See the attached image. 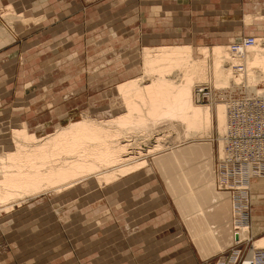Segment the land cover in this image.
<instances>
[{"label":"bare ground","instance_id":"bare-ground-1","mask_svg":"<svg viewBox=\"0 0 264 264\" xmlns=\"http://www.w3.org/2000/svg\"><path fill=\"white\" fill-rule=\"evenodd\" d=\"M17 10L10 1L2 4L0 0V16L7 25L0 23V48L14 42L12 33L18 34L29 24L38 27L47 18L38 16L36 11V15L27 18L25 10ZM252 10L256 13L245 16L246 26L256 23L263 29L264 14L259 13L263 7L252 6ZM58 29L55 37L61 33ZM148 35L143 34L144 40ZM251 37L254 43H244ZM251 37L234 45L212 46L186 44L180 39L170 43L165 40L160 45L153 41L140 49L141 66L135 62L125 65L128 70L117 82L113 79V87L102 93L103 100L96 105L107 104L95 109L101 114L94 115L86 109L77 120L60 123L52 113H47L33 116L30 122L29 116L20 118L15 127L11 116L1 120L0 225L21 211L35 210L34 205L30 206L34 200L44 209L43 214L50 217L53 209L74 206L83 199L88 205L85 213L94 215L105 204H101L103 200L115 203L123 194L130 196L134 193L132 188L146 186L155 173L180 212L188 240L201 260H211L249 240L261 230L264 221L255 215L253 226L244 222L251 210V189L254 194L264 192V177L256 176L246 188L232 192L223 184L227 178L218 171L227 143L232 142L229 130L245 136L257 129L256 123L262 124L256 120L258 115L264 121V109L253 112L256 123H247L248 129L242 130L236 116V112L242 111L231 113V103L238 96L264 100V35ZM131 46L136 47V42ZM28 48L35 49L32 45ZM7 65L11 64L3 67L6 69ZM205 88L210 93L209 104L198 102V92ZM21 101L27 105L25 100ZM49 121L54 123L52 131H48ZM214 130L219 137L217 149ZM255 150L264 153L261 146ZM26 204L29 206L24 208ZM262 248L264 235L254 240L247 260ZM110 253L111 246L98 264H104ZM236 257H222L220 263L233 264Z\"/></svg>","mask_w":264,"mask_h":264},{"label":"rangeland","instance_id":"rangeland-1","mask_svg":"<svg viewBox=\"0 0 264 264\" xmlns=\"http://www.w3.org/2000/svg\"><path fill=\"white\" fill-rule=\"evenodd\" d=\"M9 1L13 4L15 2L13 0H2V4H7ZM29 1L31 0H26L24 2L29 3ZM63 1L64 4L65 2L69 4L67 0ZM102 1L103 0H94L87 2L86 0H80L79 3L84 9L82 13L87 14L86 12H88L89 9H93L94 6L103 3ZM116 2L118 4L116 5L117 7H115V9H118V11L121 13L122 11L124 12L125 8L121 9L120 6L125 3V0H116L111 4H106L104 6L108 7ZM104 6L94 13L89 11L90 21H97L91 29L101 30L104 22L109 24V26L115 27L113 26L112 21H110V23L107 22V20H102L101 16ZM262 7L263 11L259 13L264 14V6ZM17 11L22 12L24 11V8H18ZM24 12L25 17L27 18L34 16V14H31L32 11H30V9H25ZM37 14L39 16L41 13L37 12ZM43 15L47 16L48 14L44 13ZM124 15L125 14H123V16ZM116 19L118 20L114 21L115 24L120 22V18ZM0 23L2 25L6 23L1 16ZM48 24V22L44 21V23L38 27L33 26L32 24H29L26 27L24 26L21 31H18V34L16 32L11 34L12 36L14 35V42H11L12 44L10 43V45L0 48V64L3 61L6 63L12 62V64L10 63L11 65H7L6 69L3 67V65L0 66V71H3L2 74H0L1 80L4 82V84L8 82L11 83V86L8 85L9 89L11 88L10 92L5 90L8 89L6 84L7 87L4 88L5 91L3 92L0 100V110L6 111V113H2V116H0V121L4 118L6 119L7 116H11V118H13V127L18 124L20 118L24 117L29 119L30 117V122L33 118H38L41 115H46L47 113H52L55 118L59 119L60 123L66 122L68 120H77L78 115L82 112V110L86 109L90 111L91 114H101V112H95V109L100 106L96 105V103L103 100L102 93L105 91V89L113 87L111 85L114 83L113 79L117 82L118 79H120L121 74L128 70L127 68L125 69V65L128 66L130 62H135L139 67L141 66L140 49L146 45L145 42L142 40L141 42L139 41V43L138 41H135L137 42L136 47H132L131 43H133V41L131 42V39H129L127 40V44H121L119 46L117 45L118 47H114L112 44H108L110 41H107V39L101 40V32L99 31V33L92 32V34L95 33V37L98 40L94 39V37L89 38L90 42H94L95 44L92 46L93 48L90 47L91 49H89L90 54L88 60L73 61L75 59H73V57L77 55L76 50L73 52H69L68 50L62 51V45L64 43L62 42L58 44L56 42L52 45L59 46L60 49L53 50V53L56 55V57L52 58V61L48 59L51 55L50 52L49 54H42L41 52L37 51L40 53V57L37 59H40L41 63L25 64L26 60L24 58V54L29 53L32 50L35 52V50L38 49L35 48L26 51V46L28 44L27 42H30L32 38H39L43 32L52 30V28L56 26L53 25V27L50 26L43 29L42 25ZM198 26L202 25L199 23ZM204 26H206L204 28H207L218 25H213L212 23L206 22ZM33 27L39 28L40 31L39 29L32 30ZM168 29L170 31L169 33L175 32L171 31L174 28ZM195 33L198 34L197 31ZM136 36L139 40L142 39L140 32L138 34L136 33ZM251 36L256 35L255 33H252ZM251 36H242L239 38V40ZM124 37H129L128 32L124 33ZM236 41H238V39L233 40L232 45H234ZM38 43H41L39 48L45 45L43 40L39 41ZM156 44L158 43L155 42V45ZM186 44L196 45L193 42ZM23 50L25 53H23ZM104 55L109 57L103 58ZM117 59L118 62H115ZM50 66H53L54 69H47V67ZM8 73H13L12 78L5 79L4 77L9 75ZM20 76L23 78L20 79ZM17 97L20 100H18ZM21 100H25L24 102L27 105H24L23 101ZM198 102L202 104H209L210 99L208 98V101L200 100ZM106 104L104 103L100 107L106 106ZM47 124L50 125L48 127V131H52L54 129V123L49 121ZM213 137L214 146L215 149H217L219 137L215 130ZM216 160L218 161V155L216 156ZM152 171L153 170L151 169V173ZM259 182L261 181L259 180ZM162 185V182H160L154 173V175H152V179H150L146 186L132 188L131 190L134 191V193H132L130 196L126 197V195L123 194V196H119V201L115 203L103 200L104 202L102 201L101 204H105L99 209L100 212L95 213L94 215L85 213V211L88 210V205L83 202V199L78 200L77 204L74 206L64 207L62 209H53V216L50 217L43 214L44 209L40 208V206L36 204L37 200L32 202L30 201V206L34 205L35 210L31 209V211H21L18 216L8 220L3 226L0 225V264H45V262H47L45 261L47 258L58 252L56 250H51L52 247L64 250L67 248L71 252V254H67L70 258L68 263H66L67 259H57L61 256V254L64 255L67 253V250L57 253V255H52V258L54 256V259H57L56 264H95V261H97L98 264L102 257H104L105 253L109 251L110 246L112 247V253H110L109 258L105 259L104 264H115L114 253H117L115 254V256L117 255V260L123 258L124 255L127 257L122 262L123 264H125L127 261L129 264H205L206 262H209L210 259L208 261H203L200 259L199 255H197L191 240H188L189 238L187 236L186 228L181 222L179 214L180 212L177 210L174 201H172L168 194H166L164 186ZM250 195L251 199L249 209L251 210L250 214L246 215L248 219L244 220V222H248V224L252 225V219L254 218L253 216L259 215L264 218V192H257L254 194L253 190L251 189ZM95 198L96 197H93L91 199ZM152 198H157L155 201L159 204H153L152 208H150V211L145 212L144 208L146 205L144 206L143 203L144 201L148 202L152 200ZM28 206L29 205L26 204L24 205V208ZM153 210L154 213L150 215L151 211ZM40 218L42 220H40ZM139 219H141L140 222L138 221ZM153 220H155L157 223L155 228L148 224ZM137 221L139 223H136ZM54 222L57 223L55 224ZM36 235L38 236L36 237ZM39 235L42 237L40 238ZM263 235L264 221L261 223V230L255 235L251 236L249 240L243 242L242 245L228 249L227 252L222 255L220 254L213 257L211 261H217L222 257L226 258L227 256H230L232 252L237 253V251H240L241 254L243 253L246 255L250 250H252V244L254 240ZM23 236L27 238L34 237V239L26 240ZM23 241H25L24 243L32 241L30 244H28V249L26 248L21 250V247H26L20 245ZM49 242H53L52 245ZM64 242L67 243L62 244ZM48 243L49 246L51 245L50 247H48ZM133 248L136 249V251L133 252ZM30 249L34 254L28 258L27 255L30 253L27 250ZM48 250H50V252H47ZM159 254H161V256ZM28 260L32 261L28 262Z\"/></svg>","mask_w":264,"mask_h":264},{"label":"crops","instance_id":"crops-1","mask_svg":"<svg viewBox=\"0 0 264 264\" xmlns=\"http://www.w3.org/2000/svg\"><path fill=\"white\" fill-rule=\"evenodd\" d=\"M24 1L26 0H19L18 3L17 0L16 2L18 3L19 6L17 5L16 2H14V6L16 8L22 7L24 8V10L30 9V11H32L31 12L32 15L35 14L36 12H40L42 15L44 13L48 14L47 18L45 19V22H48L49 24L42 25L43 29H45L46 27H50V26L53 27V25H56L54 28H52V30L43 32L39 38L36 39L32 38L30 42H27L28 44L26 43L27 46L25 44L26 51H28L29 48L27 47H30V45L34 46L35 48L40 45V44L36 45L37 41L43 40L45 42V45L41 48L38 47V49L35 50V52L25 53V51L23 50V53H25L24 54V58L26 60L25 64L41 63V60L37 59L40 57V53L38 52H41L42 54L43 53L49 54L50 52L51 55L49 56L48 59L52 61L53 60L52 58L56 57V55H54L53 53V50L60 49L59 46L52 45L56 42L64 43L62 45L63 46L62 51L68 50L69 52L71 51L73 52L76 50L77 55L73 57V59L75 58L73 61L88 60L90 54L89 49H91L90 47L94 46L95 44L94 42H90L89 38L94 37V39L98 40L95 37V33L92 34V32H97V33L101 32L100 33L101 40L107 39V41H110L108 44L109 45L112 44V46L114 47H116L117 45L119 46L121 44H127V40L129 39H131V42L133 41V43H135V41H138L139 43V41L141 42L142 40L147 45L153 44L152 43L153 41L157 42L158 44H163L165 40L167 43H169L171 41L174 40L176 41L177 39H180L185 43L193 42L194 44L197 45L200 44L205 46L207 45L212 46L220 43L232 44L233 40L236 39L239 40V38L242 36H251L252 33H255V35H260V34L264 35V30H263L264 28L260 29L259 25H257L256 23L251 25V27H248L246 26L244 20L246 19L245 18L246 15L253 14L254 12L256 13V11L252 10V6L253 7L258 5L264 6V0H125V3L122 4V6H120L121 9L125 8V11L122 13L119 12L118 9H115V7H117L116 5L118 4L117 2L108 7L104 6L106 4H111L116 0H105V1L103 0L102 1L103 3L94 6L93 9H89L88 12H86L87 14L82 13L84 9L81 7V4L79 3L80 0H67L69 4L67 2H65L64 4L63 0H31L29 1V3H25ZM103 6L104 9L102 10L103 12L101 16L102 20L103 19L104 21L107 20V22L112 21L113 26L115 27L109 26V24L104 22V25L102 26L101 30L91 29L97 21L96 20L90 21L89 11H92L94 13L98 9L103 8ZM123 14L125 15L123 16ZM87 17H88V21H87ZM116 18H120V22H118L117 24H115L114 22L118 20ZM206 22L218 26L204 28L206 27L204 26ZM199 23L202 26H198ZM68 26H70V28H67ZM62 27L67 29L63 30L64 28ZM58 28H60L61 33L60 35H56L58 37L57 38L55 37V32L59 30ZM74 28L76 29L75 30L76 36H74L75 34L72 31L74 30ZM168 28H174L171 31H175V32L169 33L170 31ZM37 29L39 28L36 27L32 28V30H37ZM196 31L198 34L195 33ZM127 32L129 37H124V33ZM139 32L141 33L142 36V39L140 40L136 36V33L138 34ZM143 34L144 35L152 34L153 38H151V36L148 35L147 39L144 40ZM157 34L161 35L160 39L154 38V37H158ZM70 36L72 37L70 38ZM69 39H71L72 41ZM133 43H131V45ZM108 57L104 55L103 58H108ZM7 63L12 64V62H7ZM5 64L6 62L3 61L1 62L0 66ZM8 74L9 75H6L4 77L5 79L12 78V74L10 73ZM22 78L23 77L20 76V79ZM2 82L3 81L0 78V84H2L0 85V100L3 92L5 90L10 92L11 89V88L9 89V86H11L10 82H8L9 84L8 83L4 84V82L3 83ZM6 84L7 86L8 85L9 86L8 89L4 90V88L7 87ZM2 113L4 114L6 113V111L0 110V116H2ZM155 199L152 198V200L143 203L144 206L146 205L144 208L145 212H149L153 204L156 203L159 204L158 202L155 201ZM148 204H150L151 206H149ZM153 213L154 210L151 211L150 215H152ZM148 224L153 228L157 226L155 220L150 221ZM31 242L32 241L27 243L21 242L20 245L26 246L24 248L21 247V250L26 248L28 249L29 248L28 244H30ZM49 243L52 245L53 242H49ZM49 243H48V247L51 246V245L49 246ZM66 243L67 242H64L62 244H66ZM58 249L56 247L51 248V250L58 251L57 253L64 252L65 250H67V253L61 255L57 259L60 258L67 259L66 263H68V261H70V258L69 255L67 254L68 253L71 254L70 250H68L67 248L65 250L64 249L58 250ZM27 251L30 253L29 255H27L28 258L32 254H34L31 249ZM134 251H136V249H134L133 252ZM47 252H50V250H48ZM57 253H54L52 255H56ZM115 254L117 253H114L115 264H123L122 262L126 258L125 255L123 258L117 260L116 257L117 255L115 256ZM52 255L45 260L47 261L45 262V264L57 263V259H54V256L52 258ZM32 260H28V262ZM125 264H129V262L127 261L125 262Z\"/></svg>","mask_w":264,"mask_h":264},{"label":"built area","instance_id":"built-area-1","mask_svg":"<svg viewBox=\"0 0 264 264\" xmlns=\"http://www.w3.org/2000/svg\"><path fill=\"white\" fill-rule=\"evenodd\" d=\"M240 41H242V39L237 42L240 43ZM245 42L251 45L254 43V38H247L244 43ZM198 93L201 94L200 100L208 101L209 90L205 88ZM231 107V113L238 110L242 111V113L236 112V116L239 117L242 123L240 129L246 130L248 128L245 124L255 122L252 117L253 112L264 109V100L255 96H238L234 98ZM256 120L262 122V124H257L255 122L257 129L253 133L241 136L240 134L238 135L236 131L232 132L229 130L228 132L232 136V142L231 144L227 143L225 158H223L222 162L219 164L220 169L218 173L220 176L227 178L223 184L225 186L228 185L227 188L232 192H235L234 189L246 188L250 183V179H255L256 176L264 177V153H262L261 150L260 152L255 150L258 146L264 149V121L260 119V115L256 117ZM251 173H253V175H251ZM255 253V257L251 260H247L249 254H241L240 251H237V253L232 252L231 255H237L233 264H264V248L257 249ZM220 262H222L221 258L217 261L210 260L205 264H224Z\"/></svg>","mask_w":264,"mask_h":264}]
</instances>
